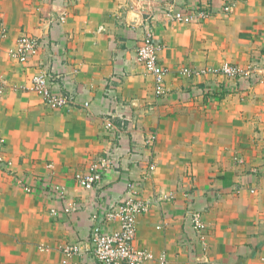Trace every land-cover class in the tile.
<instances>
[{
	"label": "crops",
	"instance_id": "0c3cea01",
	"mask_svg": "<svg viewBox=\"0 0 264 264\" xmlns=\"http://www.w3.org/2000/svg\"><path fill=\"white\" fill-rule=\"evenodd\" d=\"M225 2L0 0V23L9 31L0 40L7 83L0 157L12 161L11 170L0 167V264H61L67 243L90 248L94 215L118 208L129 183L154 201L137 217L135 246L154 255L143 264H264V81L179 72L246 65L264 53V0L239 1L229 13ZM171 3L184 11L205 3L213 14L178 22L165 9ZM57 6L67 9L63 23L52 18ZM148 29L170 68L160 97L137 59ZM25 33L44 45L21 63L8 48ZM39 71L51 75L53 91L76 102L47 105L32 88ZM110 152L116 166L99 183L76 181V172ZM68 203L77 208L65 212ZM194 210L207 225V250L191 224ZM72 260L100 264L91 253Z\"/></svg>",
	"mask_w": 264,
	"mask_h": 264
},
{
	"label": "built area",
	"instance_id": "2783aa9c",
	"mask_svg": "<svg viewBox=\"0 0 264 264\" xmlns=\"http://www.w3.org/2000/svg\"><path fill=\"white\" fill-rule=\"evenodd\" d=\"M243 0H226L223 11L229 13ZM167 13L178 22L204 21L212 16V10L200 3L193 7H189L184 11L177 5L171 3L166 6ZM57 17H52L56 22H64L67 16V9L64 6H57L55 9ZM0 40L8 37V29L3 21L0 23ZM43 40L32 34H22L16 38L8 48V54L11 58L27 63L36 57L43 48ZM164 48L162 42L156 40L154 33L148 29L143 37L141 44L137 48V59L143 63L146 70L153 75L155 80V90L157 96H163L167 93L166 75L170 72V68L160 63V51ZM179 72L187 77H195L198 75L225 76L227 78L241 79L246 78L253 83L264 81V53L251 59L246 65L224 61L215 67H181ZM53 78L48 72L39 71L32 76V88L38 93L53 109L67 107L76 102V98L70 94L57 93L52 89ZM7 83L4 79H0V98L6 92ZM108 127H113V123L109 121ZM155 136L150 135L147 142L154 144ZM242 162V161H241ZM116 166L113 153L110 152L105 156L95 159L88 167L87 171H78L75 179L78 183L85 186H93L99 183L106 172ZM0 167L11 170L12 161L0 157ZM264 168V167H263ZM260 167L252 169L254 174L262 172ZM264 179V177H263ZM16 181L23 188L31 192L32 188L24 183L21 178ZM58 188V187H57ZM251 191H255L251 188ZM152 198L144 197L134 183L128 184V189L124 199L119 203L118 208H108L101 214H95L94 219L96 225L93 226L89 237L90 248L84 249L81 242L67 243L63 249L64 258L61 264H84L73 261L72 258L83 253H91L92 258L100 264H143L146 261L154 259L153 253L147 248H138L135 246V238L137 234V217L140 214L147 213L153 206ZM77 208L75 203H68L65 206V212L73 211ZM190 220L195 231L196 237L203 250L209 247L208 230L202 211L194 210L190 213ZM118 222L116 228H106V224ZM165 260V257H162Z\"/></svg>",
	"mask_w": 264,
	"mask_h": 264
},
{
	"label": "rangeland",
	"instance_id": "374dc122",
	"mask_svg": "<svg viewBox=\"0 0 264 264\" xmlns=\"http://www.w3.org/2000/svg\"><path fill=\"white\" fill-rule=\"evenodd\" d=\"M107 123H108V122H107ZM238 158L240 159V160H238V161H239L240 163H242V162H241L242 157H237V159H238Z\"/></svg>",
	"mask_w": 264,
	"mask_h": 264
}]
</instances>
